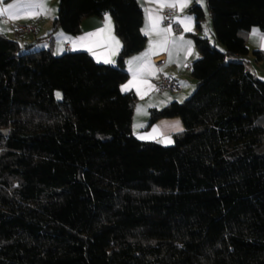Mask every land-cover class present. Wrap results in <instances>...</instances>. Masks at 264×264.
Returning <instances> with one entry per match:
<instances>
[{
    "label": "trees",
    "instance_id": "obj_1",
    "mask_svg": "<svg viewBox=\"0 0 264 264\" xmlns=\"http://www.w3.org/2000/svg\"><path fill=\"white\" fill-rule=\"evenodd\" d=\"M207 2L215 39L191 33L195 90L149 119L183 120L171 145L135 135L122 88L148 42L138 0H59L38 45L0 33V264H264V79L247 65L264 0ZM106 13L116 64L54 53L57 28L75 36Z\"/></svg>",
    "mask_w": 264,
    "mask_h": 264
},
{
    "label": "crops",
    "instance_id": "obj_2",
    "mask_svg": "<svg viewBox=\"0 0 264 264\" xmlns=\"http://www.w3.org/2000/svg\"><path fill=\"white\" fill-rule=\"evenodd\" d=\"M138 1L144 11L143 29L144 32H148V42L144 50L128 58L126 68L129 78L123 83L122 88L125 92H134L137 95L133 117L135 135L143 141L171 145L175 142V136L185 129L183 120L179 116L162 117L149 124V119L153 110L161 109L173 101H183L195 90V78L190 67L186 68V64L191 65L199 57L191 33L202 36L204 27L202 25V30H198L196 17L189 9L194 4L204 9V2L187 0V6L181 8L179 5L185 0ZM162 3L177 6L161 7ZM8 5L16 7L0 15V33L18 39L24 45H38L37 39L52 28L53 20L58 14L59 0H0V10L6 9ZM165 9L175 11L172 24L164 22ZM149 13L152 14L151 22ZM157 17H162L158 23ZM17 24H33L35 30L30 34L17 35L14 32ZM151 24H155V28H152ZM164 29L170 31L165 32ZM54 35V53L87 51L97 62L103 64H116L123 46L121 38L115 31L114 19L109 13L83 19L81 31L75 36L67 35L61 28H57ZM85 36L88 38L83 41L78 39ZM247 45L250 50L247 65L255 76L264 79V33L257 28L252 29L247 37ZM256 50L263 53L261 59L254 57L253 52ZM158 56L162 58L155 62ZM164 76L175 77L180 87L175 91L160 90L158 83Z\"/></svg>",
    "mask_w": 264,
    "mask_h": 264
},
{
    "label": "built area",
    "instance_id": "obj_3",
    "mask_svg": "<svg viewBox=\"0 0 264 264\" xmlns=\"http://www.w3.org/2000/svg\"><path fill=\"white\" fill-rule=\"evenodd\" d=\"M174 9H165L163 11V19L164 22L167 24H172L174 21ZM35 30V27L33 24H17L15 26L14 32L17 35H24V34H30L33 33ZM162 56H158L155 58V62H159L161 60ZM191 65L186 64V68H189ZM180 87L178 80L173 76H164L162 77L161 81L158 83V88L160 90H169V91H175Z\"/></svg>",
    "mask_w": 264,
    "mask_h": 264
},
{
    "label": "rangeland",
    "instance_id": "obj_4",
    "mask_svg": "<svg viewBox=\"0 0 264 264\" xmlns=\"http://www.w3.org/2000/svg\"><path fill=\"white\" fill-rule=\"evenodd\" d=\"M204 4V12H205V17L203 19L202 25L204 27V34L202 36H205L209 38L211 43H214V25H213V19L210 16V11H209V6L207 0H203ZM60 92V91H59ZM58 97H62V93H58Z\"/></svg>",
    "mask_w": 264,
    "mask_h": 264
},
{
    "label": "snow or ice",
    "instance_id": "obj_5",
    "mask_svg": "<svg viewBox=\"0 0 264 264\" xmlns=\"http://www.w3.org/2000/svg\"><path fill=\"white\" fill-rule=\"evenodd\" d=\"M164 6H168V7H176L177 5L176 4H161V7H164ZM181 8H183V7H186L187 6V0H185V2L184 3H182V4H180L179 5ZM16 7V5H8V7L6 8V9H2V10H0V15H2V14H4V12H7L9 9H12V8H15ZM41 7H43V5H41ZM160 19H162V17H157L156 18V23H158L159 22V20ZM190 19V18H189ZM149 20H150V22L152 21V14L151 13H149ZM182 23H183V21H181ZM109 24H110V19H109ZM151 27L152 28H155V24H151ZM164 31L165 32H167V31H170V29H164ZM148 34V32L146 31L145 32V35H147ZM89 35H95V34H89ZM88 37L87 36H85V37H80V38H78L80 41H83V40H85V39H87ZM118 43V42H117ZM136 59H140V58H136ZM106 62H109V61H106ZM131 63V62H130ZM126 87V89H127V86H125Z\"/></svg>",
    "mask_w": 264,
    "mask_h": 264
},
{
    "label": "water",
    "instance_id": "obj_6",
    "mask_svg": "<svg viewBox=\"0 0 264 264\" xmlns=\"http://www.w3.org/2000/svg\"><path fill=\"white\" fill-rule=\"evenodd\" d=\"M8 131H9V130L6 129V130H2L1 132L4 133V134H8Z\"/></svg>",
    "mask_w": 264,
    "mask_h": 264
}]
</instances>
